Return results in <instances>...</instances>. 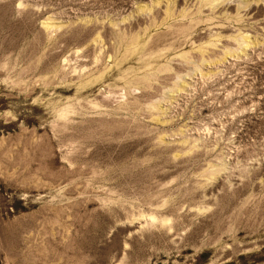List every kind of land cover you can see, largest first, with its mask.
Segmentation results:
<instances>
[{
  "label": "rangeland",
  "instance_id": "374dc122",
  "mask_svg": "<svg viewBox=\"0 0 264 264\" xmlns=\"http://www.w3.org/2000/svg\"><path fill=\"white\" fill-rule=\"evenodd\" d=\"M0 264H264V0H0Z\"/></svg>",
  "mask_w": 264,
  "mask_h": 264
}]
</instances>
